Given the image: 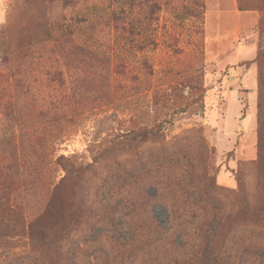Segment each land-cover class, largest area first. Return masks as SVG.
<instances>
[{"label": "rangeland", "instance_id": "obj_1", "mask_svg": "<svg viewBox=\"0 0 264 264\" xmlns=\"http://www.w3.org/2000/svg\"><path fill=\"white\" fill-rule=\"evenodd\" d=\"M263 52L264 0H0V264H264Z\"/></svg>", "mask_w": 264, "mask_h": 264}, {"label": "trees", "instance_id": "obj_2", "mask_svg": "<svg viewBox=\"0 0 264 264\" xmlns=\"http://www.w3.org/2000/svg\"><path fill=\"white\" fill-rule=\"evenodd\" d=\"M241 10V9H240ZM111 18L110 20L112 21V23L114 24V26H116L117 28H120L122 30L125 29H130L132 26L129 24L130 23V16L128 13H126L124 8H119V9H114L111 11ZM151 20V18H149V21ZM128 26V28H127ZM80 52L82 53H95V51L93 52H88L89 49H80L79 47H76ZM97 55V54H96ZM93 56H95L93 54ZM259 58H264V52L263 53H259L258 54ZM260 115V113H259ZM154 133H152V130L149 131H129L127 134V140H126V144L131 145L133 143H138V142H143L147 139H149ZM122 142H119L116 144V146H121ZM264 163V162H263ZM83 169L82 168H78L76 170V174L75 177H77V179L80 177L81 173H82ZM79 183L78 180L75 182V186L78 187ZM9 212V210H8Z\"/></svg>", "mask_w": 264, "mask_h": 264}]
</instances>
